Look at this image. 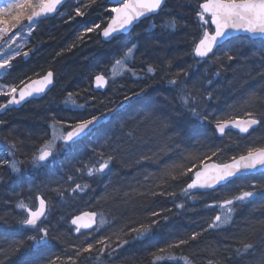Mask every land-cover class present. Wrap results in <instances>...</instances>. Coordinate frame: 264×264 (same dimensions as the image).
Instances as JSON below:
<instances>
[{
	"label": "trees",
	"instance_id": "16d2710c",
	"mask_svg": "<svg viewBox=\"0 0 264 264\" xmlns=\"http://www.w3.org/2000/svg\"><path fill=\"white\" fill-rule=\"evenodd\" d=\"M85 2L72 0L55 20L35 26L25 41V51L29 52L26 64H21L23 58L18 55L12 61L13 67L8 77L2 82L22 87L21 81L37 79L49 70L56 77V86L46 99L31 102L20 111L9 112L1 119L4 123L0 132V159L9 158L3 151L6 141L16 142L19 151L15 159L25 162L20 165V174L0 168V176L4 177V181L0 182V251L7 253L10 245L23 241L20 251L10 254L4 264H47L56 256L66 258L72 255L70 246L83 245L86 241L83 235H75L70 222L84 212L103 211L109 218H116L115 230L126 225L127 231L128 228L147 223L151 219L149 212L159 211L168 219L161 220L152 236L142 240L133 239L135 233L121 236V239L130 242L112 257H102L103 264H151L156 249L164 246L167 238H187L193 231L206 227L214 212L218 211L206 208V204L224 199L233 186H236L235 194L250 184L264 185V173L240 177L218 191L197 192V198L193 200L180 195L181 188L190 182L192 174L189 173L177 181H169L165 186L166 190L177 193L174 198L135 196L130 205H124L119 197L116 200L101 199L105 193L116 188L120 189L121 194L131 191L133 187L146 190L143 184L155 183V180L144 181L146 174L159 173L165 163L179 160L188 152H198L203 156L219 148L222 150L208 163H223L233 155L246 153L251 146H264V126H259L246 137L231 132L220 139L211 124L207 121L202 123L180 104L176 89L167 83L176 72L187 71L188 75L181 76V79L185 80L189 89L195 88L213 95V100L203 102V113L209 116L226 113L242 116L245 109L241 103L250 92L264 97V77L256 76L264 67V60L256 57L239 63L233 61V66L226 68L219 79L214 76L216 65L197 63L192 48L193 39L200 34L196 11L201 0H171L158 17L142 23L131 35L120 37L110 44H104L100 39L102 29L113 16L108 11L112 8L108 0H97L95 5L84 9L85 16L76 17L74 9ZM171 18L176 19L175 31L162 27ZM95 24H100V28L89 34L87 29ZM83 31L86 32L82 34ZM81 35L83 39H78ZM132 44H136L137 48L130 65L144 78L137 80L126 73L115 83L110 80L106 93H94L95 77L100 74L109 77L114 61ZM238 44V41L231 42L219 54L223 55V51L234 49ZM260 48L259 42L243 47L242 55L250 56L251 51ZM149 64L157 69L154 77L142 71ZM208 80H212L211 85L207 83ZM69 93L85 107L67 110L59 105ZM6 100V97H0V102ZM109 108L116 111L109 113ZM249 110L264 113V105L258 104ZM101 113H107L109 118L86 140L71 147H62L59 143L51 162L41 169H33L27 163L33 152L51 139L50 125L53 120L63 122V130L68 131L70 128L67 125L93 115L100 116ZM129 130L136 133L135 139L127 137ZM118 145L119 155L111 165L110 175L89 177L77 172V168H83L85 163L94 162L96 152L102 150L109 153ZM165 145L169 150L161 152L158 161L137 163L142 156H151ZM69 175L73 177L71 182L67 181ZM78 182L87 183L89 188L81 195L66 192L63 202L52 190L69 188L70 184L74 186ZM37 194H42L51 204V213L46 222L50 229V243L34 248L27 239L33 233L19 225L18 220L23 214L15 205L20 200L35 205ZM178 203H184V208H177ZM102 231L111 235L112 229ZM112 239L115 241L116 237ZM240 240L255 243L256 255L243 259L233 256L231 262H225L223 257L231 250L225 252L224 245H236ZM172 251L177 256L189 257L192 264H207L209 259L218 258L222 264H257L264 252V195H257L247 205L238 208L232 225L222 230L204 232L197 241ZM78 264H96V261L84 260L82 256L78 258Z\"/></svg>",
	"mask_w": 264,
	"mask_h": 264
},
{
	"label": "snow or ice",
	"instance_id": "6c2138e0",
	"mask_svg": "<svg viewBox=\"0 0 264 264\" xmlns=\"http://www.w3.org/2000/svg\"><path fill=\"white\" fill-rule=\"evenodd\" d=\"M97 0H86L82 5H78L74 9L76 17H83L86 15L84 9H88L95 5ZM66 3V0H10L4 6L0 7V42L7 44L11 49L12 45L19 39V34L15 33L17 28L20 32L27 30L30 36L34 27L41 19L47 18L50 15L57 13L58 9ZM117 6H114L108 11L113 13L110 22L102 29V35L105 39L115 38L114 34L129 33L133 28L134 23L139 21L142 17H147L149 14H155L163 10L166 6V0H116ZM196 17L200 28L198 38L193 39L192 55L198 58L197 63L216 65L215 77H220L222 72L232 67L233 61H247L259 57L264 60V0H201L198 4ZM26 22V23H25ZM155 27V25H152ZM163 28L176 30L177 23L175 18L166 21ZM100 28V24H95L87 29V32H94ZM243 33V36L237 35ZM7 38V39H6ZM83 39V35L78 37ZM238 41L239 44L233 49L223 51V55L219 53L225 49L231 42ZM259 42L261 48L258 51H251V55H242L243 47L254 45ZM19 47V45H17ZM136 44L127 47L123 55L117 58L110 70L111 75L106 77L103 74L95 77V88L102 89L109 84V80L113 83L123 75L130 74L137 80H142L144 77L138 73L130 62L135 59ZM20 52L12 50L8 55L0 53V79L4 75L9 74V70L13 67L12 61L16 59ZM22 55L27 58L29 52L25 51ZM170 63V62H169ZM244 66V65H241ZM147 74L154 77L157 69L149 64L145 70ZM251 75V73H248ZM54 72L49 70L43 76H38L37 79L29 81H21V85H5L0 83V97H7L5 102H0V112L5 111L12 105H20L29 97L39 96L45 93L46 89L54 83ZM187 71L176 72L167 83L174 87L177 91L180 104L195 118L202 123L207 121L214 128L216 134L220 137L228 136L231 130H236L239 134H250V130H254L257 126H264V113H258L253 110L258 104L264 105V97L257 95L256 92H250L242 101L244 113L242 116H236L231 113H226L222 116H209L201 111L202 104L205 100H213L211 92H200L198 89H189L186 86L185 80L181 76L186 77ZM256 76L264 77V67L256 73ZM255 78V77H254ZM209 85L212 80H208ZM125 99H128L125 96ZM71 104L76 108H84V104H78L73 99V94L69 93L65 104ZM123 107V105H121ZM115 108H109L108 112H115ZM102 117L107 120L108 114L101 113L100 116L93 115L90 118H84L77 121L75 124L67 125L70 130L64 131V123L53 120L50 125L52 129L51 139L46 140L40 145L31 155L29 163L33 169H41L46 167L57 149V143L61 146L74 145L81 137L88 136L93 133L96 127L102 122ZM0 120V125H3ZM59 125V127H58ZM167 126L166 124L164 125ZM127 137L131 139L136 138V133L129 130L126 133ZM22 143V142H21ZM107 144L108 141H105ZM119 145L109 153L104 151L96 152L94 162L85 163L83 168H77L78 173H85L89 177L110 175L112 173L113 161L119 155ZM168 146H163L159 152H153L151 156H142L137 163H142L147 160L158 161L160 153H166ZM222 149H215L211 151L210 155L201 156L198 152H188L182 155L179 160H172L165 163L159 173H148L144 176V181L155 180L154 184H143L146 190L142 191L133 187L131 191H124L122 194L120 189H113L110 193H105L101 198L104 200H116L120 198L124 205H130L135 196H149L155 197H176L177 193L166 190L165 186L169 181H177L183 176L191 173L190 182L181 188L180 195L195 200L197 193L193 190H218L217 185H226L232 178L244 176L249 173H255L259 170H264V146H251L246 153L240 155H233L228 162L217 163L211 161L213 157L217 156ZM7 153V157L0 159V168H7L13 174H20L22 172L21 164L24 161L15 159V154L19 151L16 142H7L3 149ZM187 161V163H185ZM4 181V177L0 176V182ZM67 181H73V177L69 175ZM89 188L87 183H75L74 186L70 184L69 188H54L52 189L61 202L65 199V193L71 192L82 193ZM257 195H264V185L258 186L250 184L247 188L241 189L235 194L226 196L224 199L216 200L205 205L206 208L216 209L210 222L206 227H202L199 231H193L187 238H167L164 246L158 247L153 254L151 264H161L164 261H183V264H192L189 257L177 256L172 250L187 246L191 242L197 241L204 232L218 231L234 223V214L238 208L247 205L254 200ZM37 204H27L23 200L17 201L15 207L23 215L18 220L21 228L30 230L33 234L28 235L27 239L32 242V247L39 248L50 243V229L46 225L48 217L51 213V204L45 199L42 194L36 195ZM177 208H184V203L176 204ZM149 221L141 223L136 227L128 228L125 231V226L116 229L115 217L109 218L103 211L98 212H84L81 215L75 216L71 219V224L74 227L76 234L85 237L83 245H72V255L56 256L47 261V264H78V258L84 257V260H95L96 264H103L102 257L112 255L123 248L124 245L130 241L121 239V236H127L130 233H135L133 239L142 240L145 237H150L156 230V227L161 223V220H167V216H163L162 212L151 211L148 213ZM82 229H91L90 232H83ZM105 229H112L111 235L105 234ZM116 240L113 241L112 237ZM58 239V237H54ZM115 244V247H113ZM23 246V241H16L7 253L0 251V264H4V260L10 254L18 253ZM225 252H229L227 256L223 257L225 262H231L233 256L237 259L255 256L257 245L253 242L240 240L236 245H224ZM88 254V255H85ZM215 255V250H213ZM207 264H222L220 258L216 260L209 259ZM257 264H264V252L261 253Z\"/></svg>",
	"mask_w": 264,
	"mask_h": 264
},
{
	"label": "water",
	"instance_id": "95a60500",
	"mask_svg": "<svg viewBox=\"0 0 264 264\" xmlns=\"http://www.w3.org/2000/svg\"><path fill=\"white\" fill-rule=\"evenodd\" d=\"M71 1H72V0H66V3L62 6V8L58 9V12H57V13H54V14L50 15V16L47 17V18H43V19H41L39 23H42V22H46V21H49V20H53V19H55L59 14H61V12L63 11V9H64V8H65V7L71 2ZM169 2H170V0H166V6H167V4H168ZM108 4H109V6H111V7L117 6L116 0H109V1H108ZM166 6L163 7V10L166 8ZM163 10H162V11H163ZM162 11H159L158 13H155V14H149L147 17H142L139 21H137V22L134 23V26H133V28L130 30L129 33H119V34H114V37H115V38H111V37H110V38H108V39H105L104 36L102 35V32H101V35H100L101 41H102L103 43H105V44H110L113 40H115V39L118 38V37H121V36H129V35H131V34L135 31V29H136L137 27H139L143 22H145V21H147V20H149V19H152V18H154V17L159 16V15L161 14ZM39 23H38V24H39ZM237 35L243 36L244 34H243V33H240V34H237ZM196 60H198V58H196ZM93 85H94V86H93L94 91L97 92V93H101V94L106 93L107 90H108V88H109V84H108L106 87H104V88H102V89H96V88H95V79H94ZM54 88H55V75H54V83H53L52 85H50L48 89H46L45 93L40 94L39 96L29 97L27 100L23 101L20 105H12V106H10V107H9L8 109H6L5 111L0 112V118L3 117V116H5L8 112H12V111H14V110H16V111H20L21 109H23L24 107H26L29 103H31V102H33V101H40V100L45 99L48 95H50V94L52 93V91L54 90ZM102 122H103V118H102ZM102 122H101V123H102ZM101 123H100V124H101ZM100 124H99V125H100ZM99 125H98V126H99ZM98 126H97V127H98ZM97 127H96V128H97ZM258 127H259V126H257L255 129H257ZM255 129H254V130H255ZM0 130H1V125H0ZM254 130H250V133L253 132ZM231 132L238 133L236 130H231ZM238 134H239V133H238ZM240 135L243 136V137H246V136H248L249 134H244V135L240 134ZM84 137H86V136H84ZM84 137L79 138V139L77 140V142L80 141V140H82ZM218 137H219L220 139L224 138V137H220L219 135H218ZM261 173H264V170H259V171L255 172V173H249V174H246V175H244V176L234 177V178H232V180H231L229 183H227L226 185H217V189L219 190L220 188H223V187L227 186L228 184L232 183V182H233L235 179H237V178H240V177H252V176H258V175L261 174ZM218 190H211V189H208V190L197 189V190H193V191H194V192H197V191H212V192H215V191H218ZM71 225H72V224H71ZM72 227H75V226L72 225ZM90 231H92V230H91V229H82V233H83V232H90ZM76 235H79V234H76Z\"/></svg>",
	"mask_w": 264,
	"mask_h": 264
},
{
	"label": "rangeland",
	"instance_id": "374dc122",
	"mask_svg": "<svg viewBox=\"0 0 264 264\" xmlns=\"http://www.w3.org/2000/svg\"><path fill=\"white\" fill-rule=\"evenodd\" d=\"M7 2H10V0H0V4H2V5H5ZM80 20L81 21H83L84 20V18H80ZM33 31V30H32ZM86 31H83L82 32V34H84ZM89 34H92V32H88ZM21 36V37H20ZM28 34H27V30L25 29V31L24 32H21V34L19 35V39H17L16 40V43L15 44H13L12 45V48L11 49H9L8 48V46H7V44H5L3 47H2V49H1V51H0V53H2L3 55H8L9 53H11L12 52V50L13 49H15V51H17L20 47H17V45H19L20 46V44H23V42L24 41H26V39L28 38ZM0 58H2V57H0ZM5 76V75H4ZM4 76L2 77V79L4 78ZM2 79H0V82L2 81ZM4 98V97H3ZM7 98V97H6ZM69 106V108L70 109H75V110H77V108L76 107H73L70 103L68 104ZM59 144V142L57 143V145ZM236 189V186L234 187H232V188H230L227 192H226V194L227 195H231V194H233L234 192V190ZM236 191V190H235ZM84 192H82V193H78V194H83ZM226 195V196H227ZM164 262H169V261H164ZM172 262H174V263H178V262H176V261H172Z\"/></svg>",
	"mask_w": 264,
	"mask_h": 264
},
{
	"label": "bare ground",
	"instance_id": "6f19581e",
	"mask_svg": "<svg viewBox=\"0 0 264 264\" xmlns=\"http://www.w3.org/2000/svg\"><path fill=\"white\" fill-rule=\"evenodd\" d=\"M121 37H127V36H121ZM118 38H120V37H118ZM118 38H116V39H118ZM116 39H115V40H116ZM113 41H114V40H113ZM113 41H112V42H113ZM112 42H111V43H112ZM55 78H56V77H55ZM219 78H220V77H216V79H219ZM93 86H94V85H93ZM93 92H94V93H97V92L94 91V88H93ZM99 94H101V93H99ZM66 96H68V95H66ZM67 98H68V97H67ZM67 98H66V100H67ZM66 100H64L63 103H59V105H61L63 108H65V109L68 110V109H69V107H68L69 105H68V104H65V101H66ZM103 120H104V119H103ZM1 130H2V128H1ZM1 130H0V132H1ZM95 131H96V129L94 130V132H95ZM94 132H93V133H94ZM93 133H91V134H89L88 136L84 137L82 140L76 142L74 145L83 142V141L86 140L88 137H90ZM232 133H234V132H232ZM237 134H238V133H237ZM239 135H240V134H239ZM240 136H241V135H240ZM242 137H243V136H242ZM74 145H71V146H74ZM78 183L84 184V183H82V182H78ZM228 185H229V184H228ZM228 185H227V186H228ZM84 192H85V191H84ZM197 192H202V191H197ZM197 192H196V193H197ZM71 194H72V195H76V194H78V193H75V194L71 193ZM78 195H81V194H78ZM70 225H71V222H70ZM71 228H72L73 231H74V227H72V225H71ZM75 235H76V233H75ZM161 263H166V264H170V263H171V264H174V262H172V261H169V262H161ZM178 263H180V264L182 263V264H183V261H179ZM178 263H175V264H178Z\"/></svg>",
	"mask_w": 264,
	"mask_h": 264
},
{
	"label": "flooded vegetation",
	"instance_id": "af4514ba",
	"mask_svg": "<svg viewBox=\"0 0 264 264\" xmlns=\"http://www.w3.org/2000/svg\"><path fill=\"white\" fill-rule=\"evenodd\" d=\"M19 28H17L16 30H15V33H20V30H18ZM25 50H26V47L25 46H22L21 48H20V50H19V52L21 53V55H19V56H22V58H23V60H22V62H21V64H26L25 62H26V60H27V58H25L23 55H22V53L23 52H25ZM11 70V69H10ZM10 70H9V72H10ZM8 77V75H5L4 76V78L2 79V82H3V80L5 79V78H7Z\"/></svg>",
	"mask_w": 264,
	"mask_h": 264
}]
</instances>
